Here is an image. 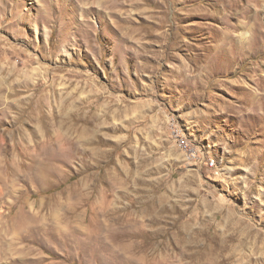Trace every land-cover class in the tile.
I'll list each match as a JSON object with an SVG mask.
<instances>
[{
  "label": "rangeland",
  "instance_id": "obj_1",
  "mask_svg": "<svg viewBox=\"0 0 264 264\" xmlns=\"http://www.w3.org/2000/svg\"><path fill=\"white\" fill-rule=\"evenodd\" d=\"M0 264H264V0H0Z\"/></svg>",
  "mask_w": 264,
  "mask_h": 264
},
{
  "label": "built area",
  "instance_id": "obj_2",
  "mask_svg": "<svg viewBox=\"0 0 264 264\" xmlns=\"http://www.w3.org/2000/svg\"><path fill=\"white\" fill-rule=\"evenodd\" d=\"M178 138H179L178 141L181 142L182 148L187 149V143L185 142V138H183L182 136H178ZM189 157H192V155H189ZM208 165L210 167H214V165L211 162H209Z\"/></svg>",
  "mask_w": 264,
  "mask_h": 264
},
{
  "label": "bare ground",
  "instance_id": "obj_3",
  "mask_svg": "<svg viewBox=\"0 0 264 264\" xmlns=\"http://www.w3.org/2000/svg\"><path fill=\"white\" fill-rule=\"evenodd\" d=\"M185 142L187 143V141L185 140ZM187 148L189 149L190 152H193V149L189 146V144L187 143ZM194 154V153H193ZM215 161V160H214ZM212 161V164L215 165V162Z\"/></svg>",
  "mask_w": 264,
  "mask_h": 264
}]
</instances>
